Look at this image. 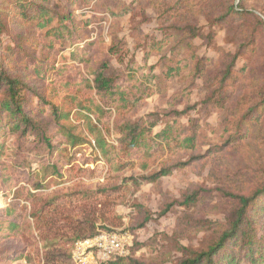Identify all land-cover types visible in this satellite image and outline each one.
<instances>
[{
	"label": "rangeland",
	"instance_id": "obj_1",
	"mask_svg": "<svg viewBox=\"0 0 264 264\" xmlns=\"http://www.w3.org/2000/svg\"><path fill=\"white\" fill-rule=\"evenodd\" d=\"M158 1L89 0L86 6L73 11L78 20H90L87 26L77 23L78 37L57 38L59 31L49 32L53 25L58 26L54 20L45 27L35 23L16 26L15 32L24 35L22 45L36 58L47 60L50 83H44L29 69L19 70L20 73L36 82L33 84L39 92L53 104L60 105L65 112L71 111L64 123L75 126L73 132L82 135L85 141L75 147L63 143L64 136L60 135L53 117L45 114L42 120L53 136V144L58 145L56 149L50 151L34 136L21 141L8 135L3 139L4 149L0 153V169L5 165L13 175V180L0 186V208L10 205L16 212L25 210L30 224L35 220L31 216L34 206L24 197L15 198L19 187L33 190L40 184L42 188L37 191L51 197L55 193L121 186L115 192V212L119 219L106 221L98 214L95 228L99 232L110 229L129 233L127 256L138 261L132 264H175L181 256V245L194 251L206 249L223 231L225 216L233 204L230 194H248L264 183V40L254 16L221 18L232 2L240 0H184L177 6L168 4V10L160 18L156 9ZM65 2L57 1L61 6L54 8L63 9ZM242 3L256 14L264 13V0H242ZM125 6L133 8L123 18L110 13ZM246 21L252 25L254 38L248 36ZM190 26L201 29L204 36L191 38L194 30H189ZM256 37L255 44L249 46ZM3 38L5 43L11 40L7 35ZM121 39L126 45L119 53L111 54L109 48ZM233 53L239 54L238 78L227 85V95L221 104L205 103L204 99L218 84L217 75L226 65L228 55ZM146 54L149 55L147 67ZM132 56L146 68L144 72L155 66L154 74L159 78L152 81L155 94L134 109L131 116L146 118L156 112L164 115L190 105L194 108L178 118L188 125L190 118L201 124L196 149L176 153L167 150L160 157L164 164L187 165L174 169L172 175L163 177L159 183H143L138 187L125 178L144 172L139 168L117 171L110 165L95 146L89 121L74 115L75 109L65 99V92L54 85L59 78L77 79L78 72L92 78L93 70L107 59L111 61V72L124 74ZM23 60L22 65H27L28 59ZM171 66L178 70L167 76ZM31 98L34 105L40 102L35 95ZM255 105L257 110L250 111ZM248 111L251 114L247 121L244 116ZM171 117L175 114L171 113ZM242 119L246 120L243 125ZM161 128L159 125L155 130ZM113 131L107 137L116 143ZM53 164L60 168V175L55 173ZM189 195L195 199L187 202ZM80 208L76 205L75 215L84 214ZM144 209L150 218L145 226L136 227L146 216ZM164 210L168 211L161 215ZM75 243L70 251V264H75L72 257ZM32 264H44V260L34 256Z\"/></svg>",
	"mask_w": 264,
	"mask_h": 264
},
{
	"label": "trees",
	"instance_id": "obj_2",
	"mask_svg": "<svg viewBox=\"0 0 264 264\" xmlns=\"http://www.w3.org/2000/svg\"><path fill=\"white\" fill-rule=\"evenodd\" d=\"M57 1L59 0H0L1 154L5 144L3 139L8 135H14L21 141L34 136L50 148V151L56 149L58 145L53 144V136L49 134L42 120L45 114L53 117L60 135L64 136L63 143L66 141L75 147L85 141L82 135L73 132L75 126L64 123L65 120H69L71 111L65 112L60 105L53 104L39 92L33 84L36 82H31L19 71L29 69L44 83H50L48 81L51 74L47 60L36 58L28 47L22 45L24 35L15 32L16 26L35 23L39 27H45L53 20L58 21V26L53 25L49 32L59 31L57 38H60L74 35L78 37L77 23L81 22L84 26L89 24L90 20H78L73 14L76 9L86 6L89 0H66L62 5L64 10L54 8L61 6L56 4ZM183 1H158L156 6L158 16L168 10V4L177 6ZM2 8L6 10L2 11ZM132 8L125 6L119 10H110V13L115 18H123ZM233 15L254 16L256 28L262 30L264 40L263 12L261 15L256 14L253 9L246 8L240 0L238 3L232 2L221 18ZM244 24L249 27L248 36L254 38L255 32L251 23L246 21ZM189 30H194L190 34L191 38L204 36L201 29L196 26H190ZM4 35L10 37L8 43H5ZM257 38L249 46L255 44ZM124 45L126 41L121 39L114 43L109 51L111 54H117ZM228 56L230 57L226 65L217 75L218 84L204 99L205 103L221 104L227 95L225 92L227 85L233 84L238 78L240 69L236 67V63L239 54L233 53ZM148 57V54L144 56L145 67L148 65ZM23 59H28L27 65H22ZM197 63L200 65V60H197ZM155 68L149 66L148 71L144 72L146 68L139 65L132 56L128 59L125 73L118 74L110 71L111 61L107 59L93 70L92 78L78 72L76 75L79 77L75 80L59 78L54 82L56 88L65 92V99L69 100L75 109L74 115L77 114L89 121V132L94 137L95 146L103 158L117 171L139 168L144 172L125 178L135 187L143 183H159L163 177L172 175L174 169L187 165L182 162L164 164L160 157L167 150L173 153L179 150H193L199 143L201 130L199 121L190 118L188 125L178 118L187 114L194 106L173 110L171 113L175 114V117H171L169 111L164 115L161 112L152 113L146 118L131 116L134 109L139 108L143 101L155 94L152 81L159 78L154 74ZM177 70L176 66L168 67L166 74L171 76ZM34 95L40 99L36 105L32 104L31 97ZM249 109L256 111L257 106ZM249 114L251 112L248 111L244 116L247 121L250 120V117H247ZM245 121L242 119L241 124L243 125ZM159 125H162V128L155 130ZM112 130L116 133V143L107 137ZM6 167L4 165L0 169V186L13 180V175L7 172ZM53 167L55 173L60 175L57 164H53ZM40 186L37 184L33 190H40L42 188ZM120 188L121 186H104L95 190L55 193L51 197L40 191L33 192L26 187L17 188L15 198L24 197L33 204L31 216L35 220L34 224L27 222L25 210L16 212L10 205L0 208V264H17L22 261L32 264L34 256L44 260V264H70L73 244L99 233L95 228L98 214L106 221L119 219L115 212L117 205L115 192ZM230 195L232 196L230 202L233 204L228 209L223 231L218 239L206 249L197 251L181 245L179 247L181 256L175 264H264V183L248 194ZM186 198L187 202L195 199H191L190 195ZM78 204L84 212V214L81 212L80 216L74 214ZM167 211L164 210L161 215ZM145 213L143 221L136 227H143L148 222L150 213L146 210ZM40 245L43 250L39 249ZM132 262L138 261L130 256H119L108 263L132 264Z\"/></svg>",
	"mask_w": 264,
	"mask_h": 264
},
{
	"label": "built area",
	"instance_id": "obj_3",
	"mask_svg": "<svg viewBox=\"0 0 264 264\" xmlns=\"http://www.w3.org/2000/svg\"><path fill=\"white\" fill-rule=\"evenodd\" d=\"M129 233L100 231L96 236L75 243V264H107L111 259L129 254Z\"/></svg>",
	"mask_w": 264,
	"mask_h": 264
}]
</instances>
